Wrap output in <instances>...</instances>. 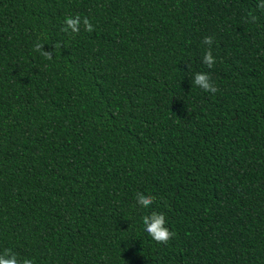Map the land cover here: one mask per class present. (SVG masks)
<instances>
[{"label":"trees","instance_id":"16d2710c","mask_svg":"<svg viewBox=\"0 0 264 264\" xmlns=\"http://www.w3.org/2000/svg\"><path fill=\"white\" fill-rule=\"evenodd\" d=\"M259 2L0 0V253L264 264ZM77 14L94 31L62 32ZM36 41L65 46L47 60ZM197 72L219 91L191 84ZM138 192L155 203L141 208ZM153 211L175 233L166 245L143 230Z\"/></svg>","mask_w":264,"mask_h":264},{"label":"clouds","instance_id":"9594fccd","mask_svg":"<svg viewBox=\"0 0 264 264\" xmlns=\"http://www.w3.org/2000/svg\"><path fill=\"white\" fill-rule=\"evenodd\" d=\"M257 8L264 11V0H260L257 4ZM250 21L256 22L257 16L249 14ZM81 24L87 32L94 31V25L90 19L85 16L81 17L79 14L75 16L65 17L64 26L61 31L66 33L68 36H74L79 34ZM202 43L207 45V49L204 52L202 63L205 64L209 69L213 68L216 64V58L213 56L211 45L213 44L212 36H205ZM65 45L61 41H56L54 44H50L49 49H45V44L40 41H36L33 45V50L39 53L47 60H52L57 49H61ZM187 71H190V66H187ZM191 84L199 87L206 93L215 94L219 89L215 86L212 81L211 75L206 72H197L193 75ZM136 204L141 208H149L155 203V197L152 195H145L144 193L138 192L136 194ZM143 230L150 236L155 242L159 244H167L174 236L175 233L170 231L167 227V221L165 214L158 212H151L150 214L144 215L142 218ZM0 264H34V261L30 258H18V255L12 252L11 249H5L3 253H0Z\"/></svg>","mask_w":264,"mask_h":264}]
</instances>
